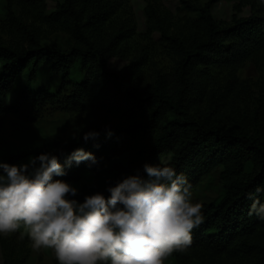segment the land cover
I'll return each instance as SVG.
<instances>
[{"label":"trees","instance_id":"1","mask_svg":"<svg viewBox=\"0 0 264 264\" xmlns=\"http://www.w3.org/2000/svg\"><path fill=\"white\" fill-rule=\"evenodd\" d=\"M179 1L181 8L195 14L186 19L184 33L171 34L159 24L158 17H150L149 32L159 29L160 43L171 64L169 72H157L147 81L142 70L145 56L128 58L135 41L133 30L113 20L119 2L58 0L48 11L46 0H4L0 30L10 41L0 36V114L26 116L44 105L60 103L67 110L88 109L107 117L83 124L73 139L0 155V162L28 164L27 174L31 176L40 167V161L32 164V159L41 154L55 156L66 174L53 179L72 183L99 173L115 158L127 159L119 173L100 176L91 190L69 197L80 203L95 193L107 199L108 187L129 175L147 178L145 163L174 168L186 178L191 190L204 177L213 175L220 191L200 202L204 222L193 229L191 247L174 255L179 262H184L191 251L208 257H246L253 264H264V219L249 215L254 199L264 204V140L245 130L222 129L211 117L213 104L208 112L198 114L192 111L191 103L195 92L206 85L218 87L223 76L227 92L236 81L237 71L264 48V14L237 17L233 13L230 24L222 25L212 14L220 0ZM147 13L152 15V10L147 9ZM47 31L68 34L73 43L68 48L53 41L43 45ZM112 57L129 62L111 70L108 61ZM41 63L59 75L56 90L31 87ZM23 72L25 83L17 88L13 103L5 106V96ZM217 101L213 99L214 104ZM88 132L98 135L85 141ZM76 149L92 153L97 163L69 162ZM163 154H170L165 164ZM0 175H6L3 169Z\"/></svg>","mask_w":264,"mask_h":264},{"label":"clouds","instance_id":"2","mask_svg":"<svg viewBox=\"0 0 264 264\" xmlns=\"http://www.w3.org/2000/svg\"><path fill=\"white\" fill-rule=\"evenodd\" d=\"M97 135L85 133L84 140ZM36 160L40 167L31 176L28 164L0 162L6 174L0 175V237L20 232L34 252L50 251L58 264H166L191 247L193 229L204 222L202 203L193 202L191 185L170 166L145 163L147 178L129 175L108 187L107 199L95 193L80 203L69 198L76 187L53 179L66 174L57 157L41 154L30 162ZM73 160L97 163L83 149L71 153ZM253 214L264 219L258 199Z\"/></svg>","mask_w":264,"mask_h":264},{"label":"rangeland","instance_id":"3","mask_svg":"<svg viewBox=\"0 0 264 264\" xmlns=\"http://www.w3.org/2000/svg\"><path fill=\"white\" fill-rule=\"evenodd\" d=\"M58 0H46L47 10L54 8ZM119 2L114 22L117 25H126L134 32L135 41L129 49L128 58H135L140 54L145 56L142 68L143 77L152 80L157 72L170 71V57L160 43V31L155 28L149 32L150 17H158L159 24L171 34L184 33V23L187 18H194L195 14L181 8L179 0H115ZM194 2L193 0H190ZM205 0H201L204 2ZM196 3V2H194ZM198 3V2H197ZM18 11V7H15ZM152 10V15L147 13ZM237 17H247L251 14H264V0H251L248 2H234L220 0L212 9L213 17L220 24H230L232 14ZM4 15V0H0V16ZM26 19V18H25ZM154 18H152L153 20ZM151 30V29H150ZM48 34L49 37H48ZM0 36L9 42V36L0 30ZM53 41L61 48H68L73 39L62 32L47 31L41 43L48 45ZM128 59L112 57L108 61L111 70H119ZM1 65V63H0ZM26 72L17 79L14 86L4 98V105L10 106L15 97L17 88L26 81ZM59 75L50 71L47 64L38 66L37 76L31 84L33 89L44 87L49 91L56 90ZM209 86L201 87L193 97L192 111L198 114L208 112L213 104L211 117L222 129L236 131L245 130L253 136L264 140V48L253 60H248L236 73V81L225 92L224 76L218 87L210 89ZM217 104L213 99H217ZM107 116L95 113L92 110H67L60 103L47 104L40 110H31L26 116H17L9 112L0 114V155L11 152L27 151L36 146H48L55 141L73 139L81 126L86 123L104 120ZM126 158L119 157L107 162L99 173H90L77 181L70 183L78 189V194L91 190L100 176H113L125 166ZM170 160V154H163L162 163ZM193 202L216 197L220 187L213 175L202 179L199 185L191 190ZM194 254L188 251L184 262H179L176 256L166 261V264H253L246 257L231 259L228 257H208L207 255ZM8 261L10 264H58L50 251L34 252L30 241L25 236L20 239V232L10 237H0V264Z\"/></svg>","mask_w":264,"mask_h":264}]
</instances>
